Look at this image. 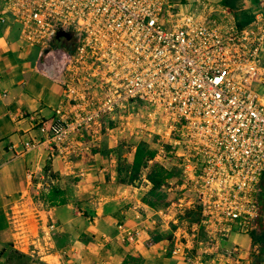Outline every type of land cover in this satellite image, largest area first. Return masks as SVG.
Listing matches in <instances>:
<instances>
[{
    "label": "built area",
    "instance_id": "built-area-1",
    "mask_svg": "<svg viewBox=\"0 0 264 264\" xmlns=\"http://www.w3.org/2000/svg\"><path fill=\"white\" fill-rule=\"evenodd\" d=\"M257 6L238 28L229 9L204 0H4L0 23L18 27L21 49L39 48L40 70L62 90L53 117L38 124L41 140L25 151L43 139L69 163L77 137H97L104 114L143 112L165 129L158 155L197 188L191 205L230 226L221 233L259 235L264 0ZM140 233L129 230L126 241Z\"/></svg>",
    "mask_w": 264,
    "mask_h": 264
},
{
    "label": "crops",
    "instance_id": "crops-1",
    "mask_svg": "<svg viewBox=\"0 0 264 264\" xmlns=\"http://www.w3.org/2000/svg\"><path fill=\"white\" fill-rule=\"evenodd\" d=\"M204 1L221 4V0ZM256 1L244 2L254 8ZM3 5L0 0V13ZM18 33L16 25L0 23V251L14 237L8 206L31 186L37 192L46 178L54 197L44 203L59 226L54 250L47 255L53 264H124L126 258H139L142 264H180L175 261L176 249L166 246V241H148L136 212L143 204H130L131 187L117 180L113 161L97 143H86V159L73 158L69 166L58 156L50 158L44 146L24 152L25 143L41 140L38 124L53 117L62 90L38 69L35 49H21ZM92 146L96 148L88 151ZM133 229L141 233L127 242L122 230ZM102 237L107 241H99Z\"/></svg>",
    "mask_w": 264,
    "mask_h": 264
},
{
    "label": "rangeland",
    "instance_id": "rangeland-1",
    "mask_svg": "<svg viewBox=\"0 0 264 264\" xmlns=\"http://www.w3.org/2000/svg\"><path fill=\"white\" fill-rule=\"evenodd\" d=\"M257 8L256 4L254 8H250L243 1L238 4L236 14L241 20L246 16H253L258 11ZM26 49H35L40 66L38 69L42 68L44 59L39 48ZM40 72L42 73L41 70ZM100 124V134L92 139V143H97L102 151H106L109 160L113 161L117 180L131 187L127 194L132 201L130 204H143L141 209L137 207L136 212L144 223L143 231L148 233L149 242L164 240L166 246L168 244L172 250L176 248L175 261L181 262L180 264L260 263L264 253L259 251L262 245L253 241L256 234L244 235L235 228L221 233V228L228 230L230 226L218 223L216 214L207 213L208 215L202 216L199 208L191 205L197 200V188L186 184L187 177L175 159L162 158L161 153L158 155L161 149L167 151L165 139L163 140L166 137L165 129L161 123L150 121L143 112H115L104 114ZM76 141L81 144L72 148L70 158L82 159L77 160L78 162L84 161L86 155L83 153L90 137L83 133ZM42 146L48 151L50 158L58 156L65 165L71 164L65 163L61 155L53 152L43 139L37 148L28 152L38 151ZM94 147H90L88 151ZM152 177L160 181L158 188L152 187L149 179ZM49 186V179L43 178L42 186L37 188V192H33L31 186L21 198L8 206L7 213L14 237L0 251V264H53L47 255L54 250V232L59 226L50 213V206L44 203L46 198L53 200L54 197L51 196ZM134 230H131L132 234ZM128 231L122 230L124 238L130 236ZM260 232L261 230L258 234ZM99 241L107 239L102 237ZM123 263L142 264L139 258H126Z\"/></svg>",
    "mask_w": 264,
    "mask_h": 264
},
{
    "label": "trees",
    "instance_id": "trees-1",
    "mask_svg": "<svg viewBox=\"0 0 264 264\" xmlns=\"http://www.w3.org/2000/svg\"><path fill=\"white\" fill-rule=\"evenodd\" d=\"M245 0H221V4L222 6H224L225 8L229 9L231 11V13L233 14L235 20H236V24H237V27L238 28H243L244 26H246L247 24H249L252 20V17L253 16H246L244 18H242L240 20V18L237 16L236 14V11H237V8H238V4L240 2H243ZM150 179V183L152 185L153 188H158L159 185H160V181L154 179L153 177L152 178H149ZM120 183L121 180L119 181ZM255 239L253 241L257 242L258 244L260 243L262 245V247L260 248V253L263 254L264 253V228L261 229V232L259 235H256V237H254ZM155 241H158L157 239L154 240ZM262 260V258H261ZM260 260V262H261Z\"/></svg>",
    "mask_w": 264,
    "mask_h": 264
},
{
    "label": "water",
    "instance_id": "water-1",
    "mask_svg": "<svg viewBox=\"0 0 264 264\" xmlns=\"http://www.w3.org/2000/svg\"><path fill=\"white\" fill-rule=\"evenodd\" d=\"M60 36L65 37L67 40L69 39L68 35H66V34H61V33H59V34L57 35L56 38L58 39V38H60Z\"/></svg>",
    "mask_w": 264,
    "mask_h": 264
}]
</instances>
